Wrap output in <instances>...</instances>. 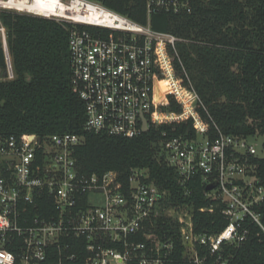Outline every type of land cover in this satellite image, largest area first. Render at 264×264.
Instances as JSON below:
<instances>
[{
	"label": "built area",
	"instance_id": "built-area-1",
	"mask_svg": "<svg viewBox=\"0 0 264 264\" xmlns=\"http://www.w3.org/2000/svg\"><path fill=\"white\" fill-rule=\"evenodd\" d=\"M34 1L0 0V11L71 25L72 86L85 105L84 130L132 139L143 133L141 116L149 130L192 121L195 137L165 142V162L176 171L183 199L197 186L204 187V197L212 205L199 211L213 213L218 208L227 225L218 234H198L195 202L172 205L147 170H132L129 188L117 172L80 175L74 152L84 144L83 136L10 137L0 141V264L73 263L77 254H69L71 238L85 243L84 264H167L175 246L168 235L162 238L156 232L160 221L177 223L189 264H207L209 257L211 264H230L233 256L225 252L239 249L252 225L264 233V146L259 151L253 144L257 137L226 135L217 126L211 132L198 112V95L177 76L174 55L180 40L152 29L154 14L190 13V0H147V25L88 0L56 3L75 14V2L92 4L109 12L108 22L91 24L62 14L39 16L27 8ZM84 26L109 33L94 34ZM0 43L13 78L1 20ZM164 81L173 87L164 90ZM160 93L173 94L182 112L162 110L169 100L160 102ZM201 248L206 250L202 256Z\"/></svg>",
	"mask_w": 264,
	"mask_h": 264
},
{
	"label": "trees",
	"instance_id": "trees-1",
	"mask_svg": "<svg viewBox=\"0 0 264 264\" xmlns=\"http://www.w3.org/2000/svg\"><path fill=\"white\" fill-rule=\"evenodd\" d=\"M88 1L140 25L148 24L147 0ZM190 6V13L159 12L150 19L153 30L180 40L177 55L173 54L178 78L198 95V112L212 133L217 126L226 135L264 138V0H190ZM0 20L6 28L13 72L10 78L0 43V141L28 134L43 139L64 133L83 136L84 144L74 152L80 175L117 172L129 188L131 171L147 170L150 180L168 193L172 205L195 202L198 234H218L226 227L220 209L199 211L212 205L204 197V187L197 186L183 199L184 189L176 183V171L165 162V142L180 136L195 137L192 121L152 127L132 139L86 132L85 105L72 86L71 25L11 11H0ZM81 28L105 36L109 33L89 26ZM161 86L164 90L173 87L168 81ZM169 100V106L162 110L181 113L177 100L173 96ZM250 231L239 249L225 252L233 256L230 264H264V233L255 225ZM156 232L174 242L167 264H189L177 223L160 221ZM68 242L73 245L69 254H77V260L69 264H84L83 240L71 238ZM199 252L202 256L206 250ZM208 261L211 264L213 259Z\"/></svg>",
	"mask_w": 264,
	"mask_h": 264
},
{
	"label": "bare ground",
	"instance_id": "bare-ground-1",
	"mask_svg": "<svg viewBox=\"0 0 264 264\" xmlns=\"http://www.w3.org/2000/svg\"><path fill=\"white\" fill-rule=\"evenodd\" d=\"M56 0H35L33 3H30L27 5V8H29L32 11H35L36 14L39 16H51V15H60L63 16H70L75 17L79 20H86L88 23L91 24H99L108 22V20L111 18L109 15V12L102 10L92 4H82L81 2H75L73 4V7H76L78 12L75 13H68L66 10H69L66 8V6L59 3L57 5ZM84 6V7H82ZM72 9V8H71ZM80 11L82 13H80Z\"/></svg>",
	"mask_w": 264,
	"mask_h": 264
},
{
	"label": "rangeland",
	"instance_id": "rangeland-1",
	"mask_svg": "<svg viewBox=\"0 0 264 264\" xmlns=\"http://www.w3.org/2000/svg\"><path fill=\"white\" fill-rule=\"evenodd\" d=\"M22 14H24V13H22ZM26 14H27V13H26ZM180 83H181V82H180ZM155 88H156V90L159 91V86H158V85H156ZM160 96L162 97V99H160V102H166L167 99L169 100V97H170V96H174V95H173V94H170V96H169V95L166 96L165 94L160 93ZM168 102L170 103V100H169ZM253 144H254V145L257 147V149L260 151V150L263 148V146H264V138H260V139H258L257 141H253Z\"/></svg>",
	"mask_w": 264,
	"mask_h": 264
},
{
	"label": "water",
	"instance_id": "water-1",
	"mask_svg": "<svg viewBox=\"0 0 264 264\" xmlns=\"http://www.w3.org/2000/svg\"><path fill=\"white\" fill-rule=\"evenodd\" d=\"M141 119H142V130H143V132L144 133L145 132H148L149 131V126H148V123H147L146 118L144 116H141ZM212 189H213L212 186H210V187L207 188L208 191H210Z\"/></svg>",
	"mask_w": 264,
	"mask_h": 264
}]
</instances>
